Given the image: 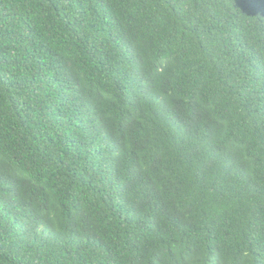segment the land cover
Wrapping results in <instances>:
<instances>
[{
  "label": "trees",
  "instance_id": "trees-1",
  "mask_svg": "<svg viewBox=\"0 0 264 264\" xmlns=\"http://www.w3.org/2000/svg\"><path fill=\"white\" fill-rule=\"evenodd\" d=\"M0 264H264V0H0Z\"/></svg>",
  "mask_w": 264,
  "mask_h": 264
}]
</instances>
